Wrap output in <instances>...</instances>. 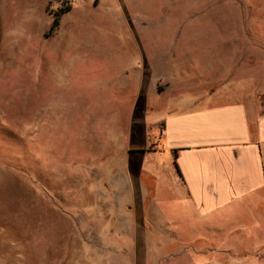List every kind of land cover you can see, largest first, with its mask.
<instances>
[{"label": "rangeland", "instance_id": "obj_1", "mask_svg": "<svg viewBox=\"0 0 264 264\" xmlns=\"http://www.w3.org/2000/svg\"><path fill=\"white\" fill-rule=\"evenodd\" d=\"M142 77L183 86L148 95ZM193 95L264 117V0H0V264L264 262L250 220L204 234L173 215L157 151ZM171 224L205 241L165 242Z\"/></svg>", "mask_w": 264, "mask_h": 264}, {"label": "crops", "instance_id": "obj_2", "mask_svg": "<svg viewBox=\"0 0 264 264\" xmlns=\"http://www.w3.org/2000/svg\"><path fill=\"white\" fill-rule=\"evenodd\" d=\"M152 54L150 62L153 63L155 57L160 60L159 52L154 50ZM146 60L143 58L144 66L150 64ZM141 79V89L148 95L152 91L159 95L175 94L183 86L168 83L162 84L164 90H158L154 85L160 78ZM139 95H142L141 90ZM212 99L194 97L189 107L171 109L164 119L160 133L162 145L157 152L172 157L183 201L173 215L197 218L203 223L204 234L226 232L232 225H238L235 221L245 218L250 222L240 228H245V235L257 237V245H263L264 117L257 116L247 105H216L211 104ZM158 210L161 215L165 214ZM173 224L171 227L177 235L165 242L198 244L205 241L206 235L199 240L185 239L184 235L188 234Z\"/></svg>", "mask_w": 264, "mask_h": 264}, {"label": "trees", "instance_id": "obj_3", "mask_svg": "<svg viewBox=\"0 0 264 264\" xmlns=\"http://www.w3.org/2000/svg\"><path fill=\"white\" fill-rule=\"evenodd\" d=\"M70 10V7H68V8H66V9H62L61 11H60V13L59 14H57V16H56V18H55V20H54V23L52 24V26H51V29H50V31H49V35L51 36L57 29H58V27H59V23H60V20H61V17L63 16V15H65L68 11ZM164 129V124L162 123V130ZM161 130V131H162ZM142 152H144V151H142ZM177 169H178V171L180 172V170H179V168L177 167Z\"/></svg>", "mask_w": 264, "mask_h": 264}]
</instances>
